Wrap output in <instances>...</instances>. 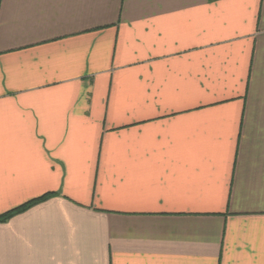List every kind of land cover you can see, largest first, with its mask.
Instances as JSON below:
<instances>
[{
    "label": "crops",
    "instance_id": "obj_1",
    "mask_svg": "<svg viewBox=\"0 0 264 264\" xmlns=\"http://www.w3.org/2000/svg\"><path fill=\"white\" fill-rule=\"evenodd\" d=\"M45 194L0 264H264L260 0H0V214Z\"/></svg>",
    "mask_w": 264,
    "mask_h": 264
},
{
    "label": "trees",
    "instance_id": "obj_2",
    "mask_svg": "<svg viewBox=\"0 0 264 264\" xmlns=\"http://www.w3.org/2000/svg\"><path fill=\"white\" fill-rule=\"evenodd\" d=\"M47 195L45 194L44 196H41L39 198H35L33 200H30V201L24 203L23 205H21L19 207L13 208V209H11V210L3 213V214H0V222H4V221L8 220L13 215H15V214L27 209L29 206H31L33 204L43 200L44 198H46Z\"/></svg>",
    "mask_w": 264,
    "mask_h": 264
},
{
    "label": "snow or ice",
    "instance_id": "obj_3",
    "mask_svg": "<svg viewBox=\"0 0 264 264\" xmlns=\"http://www.w3.org/2000/svg\"><path fill=\"white\" fill-rule=\"evenodd\" d=\"M260 3H261L262 5H264V0H260ZM161 7H164V5L161 4Z\"/></svg>",
    "mask_w": 264,
    "mask_h": 264
}]
</instances>
